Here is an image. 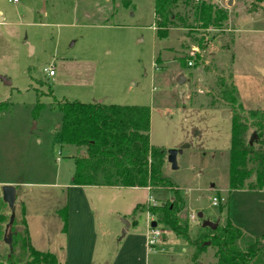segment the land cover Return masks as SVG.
Wrapping results in <instances>:
<instances>
[{
	"label": "rangeland",
	"instance_id": "rangeland-1",
	"mask_svg": "<svg viewBox=\"0 0 264 264\" xmlns=\"http://www.w3.org/2000/svg\"><path fill=\"white\" fill-rule=\"evenodd\" d=\"M249 11L252 19L240 17L242 30L234 33L183 29L179 34L171 30L170 38H158L153 30L154 0H0V76L11 83L0 81V104L5 105L0 109V183H23L17 196L35 237L42 225L59 241L68 230L67 216L64 229L60 211L67 212L69 195L58 185L70 182L76 152L55 139L61 113L52 109L54 100L149 108L150 144L181 151L175 170L165 156L162 175L185 198L190 239L200 227L198 213L220 223L233 218L254 234L263 231L264 198L228 190L232 113L215 91L222 73L237 85L245 110L264 109V77L251 66L264 65V32L256 31L264 30V2L249 5ZM196 39H203L206 49H199ZM221 44L228 52L218 49ZM193 49L195 56L190 57ZM204 61L209 63L207 74ZM46 66L54 68V77L43 72ZM178 73L185 76L182 85L176 84ZM37 97L42 107L33 114ZM213 99L216 108L203 106ZM220 110L230 115L222 118ZM255 132L249 128L246 140ZM93 191L89 200L97 214L94 264H216L211 247L190 262L188 242L158 225L157 242L150 250L140 247L139 237H145L148 221L154 220L146 213L132 216L133 208L172 201L171 190ZM213 198L222 201L214 206ZM1 213V264H7L6 258L31 264L17 248L11 249L12 224L5 233L10 217L6 204ZM14 214L15 229L23 230V208L16 202ZM128 220L131 226L122 236Z\"/></svg>",
	"mask_w": 264,
	"mask_h": 264
},
{
	"label": "trees",
	"instance_id": "trees-1",
	"mask_svg": "<svg viewBox=\"0 0 264 264\" xmlns=\"http://www.w3.org/2000/svg\"><path fill=\"white\" fill-rule=\"evenodd\" d=\"M261 4L264 0H246ZM226 10L207 0H154V29L158 38H164L173 28L186 30L220 29L227 20ZM189 19L192 20L190 23ZM198 48L205 46L203 39H196ZM215 91L220 104L231 110V134L228 153V190H264V110H245L238 99L235 86L229 78L219 76ZM37 103L33 114L41 109ZM215 99L203 106L216 108ZM5 105L0 104V109ZM52 109L61 113L59 129L55 139L63 146L75 149L71 184L96 187H138L169 189L172 201L159 204H139L132 216L147 213L163 230L183 238L190 245V262H195L208 247L214 248L216 264H264V233L250 237L227 219L202 218L196 237L188 235V212L181 191L168 179L162 170L166 151L150 144V110L146 106L115 105L102 102L53 101ZM249 128L256 130L255 136L246 140ZM255 145L258 147L255 148ZM82 151V155H80ZM5 203L0 197V240L5 223L1 209ZM61 216L66 227V209ZM203 220L217 223L214 230L203 228ZM23 230L12 231L11 249L20 257H29L31 264H59L53 254L35 251L23 218ZM3 258L0 257V264ZM7 264H17L6 258Z\"/></svg>",
	"mask_w": 264,
	"mask_h": 264
},
{
	"label": "crops",
	"instance_id": "crops-1",
	"mask_svg": "<svg viewBox=\"0 0 264 264\" xmlns=\"http://www.w3.org/2000/svg\"><path fill=\"white\" fill-rule=\"evenodd\" d=\"M213 3L219 5L220 7L225 9L227 12V20L225 21V24L222 26V30L224 32L234 33L239 30H242L240 21H242L241 18L243 15H246L249 17V19H252L251 18L252 12L249 11L250 3L248 1L243 2L242 0H233L231 6L227 5V0H214ZM2 20L3 18L0 16V21ZM153 30L155 31L154 25H153ZM171 30L172 31L174 30L177 34H179L178 32L180 30H183V28L170 29L165 36L166 38L170 36ZM207 30H210V28ZM256 31L264 32V30H256ZM180 38H178V40ZM206 47L207 46L205 45L202 49L204 50L206 49ZM218 49L221 51L228 52L227 45L225 44H221L218 47ZM232 58L233 56L231 55L230 67L232 63ZM208 64H209L208 61H204V64L202 65V67H204V71L206 72V74L210 72L209 68L206 67V65ZM251 66L253 67V69H255L257 72H259L264 77V65H258L256 63H252ZM180 74L183 75V73H178V76ZM219 76H223L222 73L219 74ZM230 81L232 82L231 77H230ZM233 85L235 86L237 90V94H238L237 85L236 84H233ZM261 110H264V109H261ZM220 111H223V110H220ZM20 184L22 185L23 183H16V182H3L2 183L1 182L0 187L3 185L14 186L15 202L20 204L21 207L23 208V218H24L25 225H26V228L29 234L30 243H31L32 248L38 252L53 254L59 264H94L95 256H96V247H97V232H96L97 226L95 223L97 214H95V210H93V206L91 205V202L89 200V194L92 193L94 195V193H96L93 191V189L97 191L109 190V189H116V190L139 189L138 187H120V186H115V187L74 186L71 184V179L69 183L58 185V187L65 189L69 195L68 200H67L68 230L65 233V238L59 241L57 237L51 236L47 232L45 225L41 226L40 233L36 235L35 237L31 229V225H30L31 221H29V219H26L25 217L26 215L24 212L25 211L24 204L20 200V198L17 196V190H18L17 188L21 186ZM144 189L150 191L148 188H144ZM236 191L242 192V191H248V190H236ZM231 192H235V191H231ZM249 192H254L256 193V195H260V196H255V197H260L259 199H261L262 197L264 198V190L249 191ZM145 203H148V202H145ZM145 203H138L136 205L145 204ZM256 205L257 204H255V206ZM228 220L231 222L233 226L239 227V229L247 236L259 237L262 233H264V227L262 229L263 231H260V233L258 234H254L253 229L249 227L246 228L243 225L236 223V221L233 218H228ZM148 222H151V221H148ZM133 223L134 221H132V224ZM128 224H129L128 228H130L131 222L129 220H128ZM128 228L126 232H128ZM147 228H148V224H147ZM134 235L132 234L130 236L132 238H135ZM146 236H147V233L144 238L142 236L139 237L140 247L142 246V244H144L145 249H147Z\"/></svg>",
	"mask_w": 264,
	"mask_h": 264
},
{
	"label": "water",
	"instance_id": "water-1",
	"mask_svg": "<svg viewBox=\"0 0 264 264\" xmlns=\"http://www.w3.org/2000/svg\"><path fill=\"white\" fill-rule=\"evenodd\" d=\"M233 0H227V5L231 6ZM31 49V47H30ZM0 81L3 82L4 85L6 86H10V81L5 78L4 76H0ZM185 81V78L182 74H180L177 78H176V83L177 85H182ZM230 115V113L227 110H223L221 112V117L222 118H226ZM255 136H253L254 138ZM82 151H80V155H82ZM181 153L180 150H175V149H169L166 151V161L167 163L170 165L172 170L177 169V164H176V156L177 154ZM1 198L2 201L7 205V207L10 209V217H9V221L8 223L5 225V233L7 232V229L9 228V226L12 224L13 219H14V202H15V188L12 185H3L1 186ZM197 218L199 220H201L203 218V215L201 213L197 214ZM129 224L127 221H125V225H124V229L122 231V236L125 235V232L128 228ZM157 226L155 221H151L150 222V228H155ZM201 226L203 228L208 227L211 230H214L217 226V223H214L210 220H203L201 223ZM3 241L6 244L10 243V240H6L5 238H3Z\"/></svg>",
	"mask_w": 264,
	"mask_h": 264
},
{
	"label": "built area",
	"instance_id": "built-area-1",
	"mask_svg": "<svg viewBox=\"0 0 264 264\" xmlns=\"http://www.w3.org/2000/svg\"><path fill=\"white\" fill-rule=\"evenodd\" d=\"M13 2H15L16 0H12ZM196 2L200 1V0H195ZM196 51L193 49L190 51L189 56L190 57H194L195 56ZM188 67H191L193 65V61L189 60L187 63ZM43 72L46 73V75L48 77H53L55 75V71L54 68L52 66H46L43 68ZM222 199H220L219 202H221ZM218 200L216 198L212 199V205L216 206L218 203ZM148 232H147V236H146V247L147 249H151V247L157 242L158 237L161 236V232L159 229L155 228H150V222H148Z\"/></svg>",
	"mask_w": 264,
	"mask_h": 264
}]
</instances>
